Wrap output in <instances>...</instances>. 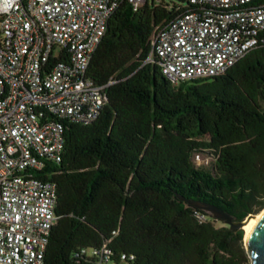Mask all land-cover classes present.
Wrapping results in <instances>:
<instances>
[{"label": "trees", "instance_id": "16d2710c", "mask_svg": "<svg viewBox=\"0 0 264 264\" xmlns=\"http://www.w3.org/2000/svg\"><path fill=\"white\" fill-rule=\"evenodd\" d=\"M193 8L124 1L111 16L88 71L107 102L92 123L66 122L63 159L43 175L59 217L45 264H86L81 250L106 242L136 264H251L245 229L192 202L235 221L264 208V42L224 74L175 85L148 61L151 39ZM203 151L213 169L196 165Z\"/></svg>", "mask_w": 264, "mask_h": 264}, {"label": "built area", "instance_id": "2783aa9c", "mask_svg": "<svg viewBox=\"0 0 264 264\" xmlns=\"http://www.w3.org/2000/svg\"><path fill=\"white\" fill-rule=\"evenodd\" d=\"M124 1L15 0L0 7V264H45L66 122L89 124L107 102L88 71L111 16ZM194 8L156 26V58L175 85L224 74L264 42V0H190ZM200 218L204 219L203 215ZM118 232L115 231L114 234ZM86 264H136L108 242L83 248Z\"/></svg>", "mask_w": 264, "mask_h": 264}, {"label": "water", "instance_id": "95a60500", "mask_svg": "<svg viewBox=\"0 0 264 264\" xmlns=\"http://www.w3.org/2000/svg\"><path fill=\"white\" fill-rule=\"evenodd\" d=\"M192 203L207 210L217 218L225 220V222L229 224L233 230L243 228L244 223L250 217L257 215L250 214L244 221H235L231 214L224 211L218 206L201 202ZM245 247L248 255L251 258V264H264V210L260 212L258 221L254 225L248 236L245 237Z\"/></svg>", "mask_w": 264, "mask_h": 264}, {"label": "rangeland", "instance_id": "374dc122", "mask_svg": "<svg viewBox=\"0 0 264 264\" xmlns=\"http://www.w3.org/2000/svg\"><path fill=\"white\" fill-rule=\"evenodd\" d=\"M194 161H195L196 165L199 167H207L209 169H213L214 162H215V156L210 151H203V152H199V153L195 154ZM263 210H264V208L260 212H262ZM216 224L220 225V222H217ZM244 231H246V230H244ZM245 234H246V232H245ZM244 246H245V239H244ZM248 259H249V263H251V258L249 255H248Z\"/></svg>", "mask_w": 264, "mask_h": 264}, {"label": "bare ground", "instance_id": "6f19581e", "mask_svg": "<svg viewBox=\"0 0 264 264\" xmlns=\"http://www.w3.org/2000/svg\"><path fill=\"white\" fill-rule=\"evenodd\" d=\"M260 217V213H258L257 215H254L252 217H250L243 225V228L246 230V234L245 237L248 236V234L250 233V231L252 230V228L254 227V225L256 224V222L258 221V218Z\"/></svg>", "mask_w": 264, "mask_h": 264}, {"label": "clouds", "instance_id": "9594fccd", "mask_svg": "<svg viewBox=\"0 0 264 264\" xmlns=\"http://www.w3.org/2000/svg\"><path fill=\"white\" fill-rule=\"evenodd\" d=\"M14 2L15 0H0V7L6 10L10 8Z\"/></svg>", "mask_w": 264, "mask_h": 264}]
</instances>
